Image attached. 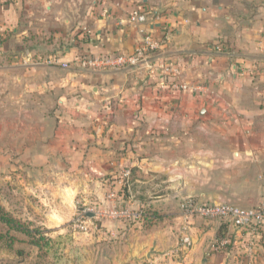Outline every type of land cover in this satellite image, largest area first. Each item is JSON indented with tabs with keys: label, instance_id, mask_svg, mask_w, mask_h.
<instances>
[{
	"label": "crops",
	"instance_id": "crops-1",
	"mask_svg": "<svg viewBox=\"0 0 264 264\" xmlns=\"http://www.w3.org/2000/svg\"><path fill=\"white\" fill-rule=\"evenodd\" d=\"M0 20V176L33 192L48 230H73L77 204H133L139 221L90 217L86 264H264V224L179 213L185 197L264 204V0H0ZM144 34L163 41L145 62L73 63Z\"/></svg>",
	"mask_w": 264,
	"mask_h": 264
},
{
	"label": "built area",
	"instance_id": "built-area-1",
	"mask_svg": "<svg viewBox=\"0 0 264 264\" xmlns=\"http://www.w3.org/2000/svg\"><path fill=\"white\" fill-rule=\"evenodd\" d=\"M146 14L139 10H134L130 14V21L141 25L146 21ZM3 33L2 23L0 20V35ZM163 41L152 39L149 35H143L140 45L131 54L108 53V54H83L77 56L73 63L75 66L84 70L94 71H117L127 66L136 65L140 62H145L146 57L151 52L157 51L161 48ZM52 64L68 67V63L60 62L55 58L49 60ZM166 74L178 75L179 69L176 66L164 67ZM183 90L197 89L198 86L194 84L181 83L174 85ZM129 170L123 171V177H128ZM111 198L115 197L114 193L110 194ZM132 204L128 205H109V206H91L88 204H81V211H78L71 220V226L74 231L87 232L90 225H93L91 218L86 216L87 212L93 214V218H112L124 222L139 221L144 216V207L132 209ZM180 216L184 221L193 218H208V219H223L231 221L238 228H250L255 231L264 224V204L254 208H244L234 204H210L195 200L192 197H185L179 204ZM228 244L226 239H217L212 244V249L216 251L223 250Z\"/></svg>",
	"mask_w": 264,
	"mask_h": 264
},
{
	"label": "rangeland",
	"instance_id": "rangeland-1",
	"mask_svg": "<svg viewBox=\"0 0 264 264\" xmlns=\"http://www.w3.org/2000/svg\"><path fill=\"white\" fill-rule=\"evenodd\" d=\"M41 204L33 192L24 187L20 179L9 180L0 176V206L29 228L48 231L44 234L46 238H55L58 233L46 227L45 215L41 209H44V205ZM130 208L137 209L140 206L132 204ZM0 232L3 235L0 237V264H86L93 259V243L83 234L85 232L78 231L80 235L73 237L72 234L76 231L71 230V240L63 243L62 250L49 253L32 245L30 237L23 233L11 231L10 240L5 231ZM104 260L105 254L102 255V261Z\"/></svg>",
	"mask_w": 264,
	"mask_h": 264
},
{
	"label": "trees",
	"instance_id": "trees-1",
	"mask_svg": "<svg viewBox=\"0 0 264 264\" xmlns=\"http://www.w3.org/2000/svg\"><path fill=\"white\" fill-rule=\"evenodd\" d=\"M0 230L5 231L7 238L10 240L12 239V236L9 235L11 234V231L23 233L30 237V243L32 245L38 249H43L46 253L52 251L57 252L60 249L62 250L63 243L71 240L70 232L57 234L55 238H46L44 234L48 231H43L41 228H29L27 225L13 217L2 206H0ZM0 237H3L1 232Z\"/></svg>",
	"mask_w": 264,
	"mask_h": 264
},
{
	"label": "water",
	"instance_id": "water-1",
	"mask_svg": "<svg viewBox=\"0 0 264 264\" xmlns=\"http://www.w3.org/2000/svg\"><path fill=\"white\" fill-rule=\"evenodd\" d=\"M81 210H82V208H80V209H79V211H81ZM86 216H87V217H92V216H93V214H92V213H90V212H87V213H86Z\"/></svg>",
	"mask_w": 264,
	"mask_h": 264
}]
</instances>
